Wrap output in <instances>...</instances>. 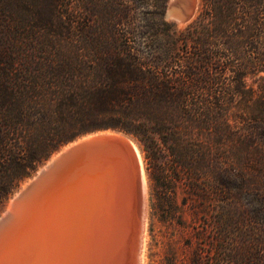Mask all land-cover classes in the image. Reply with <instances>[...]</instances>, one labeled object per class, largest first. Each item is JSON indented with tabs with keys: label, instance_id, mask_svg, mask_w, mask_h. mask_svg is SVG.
<instances>
[{
	"label": "trees",
	"instance_id": "16d2710c",
	"mask_svg": "<svg viewBox=\"0 0 264 264\" xmlns=\"http://www.w3.org/2000/svg\"><path fill=\"white\" fill-rule=\"evenodd\" d=\"M168 1L0 0V210L62 145L120 131L150 232L172 226L149 264H264V0H200L179 31Z\"/></svg>",
	"mask_w": 264,
	"mask_h": 264
},
{
	"label": "bare ground",
	"instance_id": "6f19581e",
	"mask_svg": "<svg viewBox=\"0 0 264 264\" xmlns=\"http://www.w3.org/2000/svg\"><path fill=\"white\" fill-rule=\"evenodd\" d=\"M98 139L107 151L52 168L68 149ZM147 191L135 141L110 130L84 135L40 167L0 216V264H116L123 239L142 264Z\"/></svg>",
	"mask_w": 264,
	"mask_h": 264
},
{
	"label": "rangeland",
	"instance_id": "374dc122",
	"mask_svg": "<svg viewBox=\"0 0 264 264\" xmlns=\"http://www.w3.org/2000/svg\"><path fill=\"white\" fill-rule=\"evenodd\" d=\"M199 1L200 0H169L168 5H167V9L165 12V19L168 22L172 23L174 25V28L177 31L182 30V28L194 17V15L198 9ZM170 10H173V11H170ZM168 12H169V15H168ZM178 16H179V18H177ZM181 55H182V53H181ZM181 71H182V63H174L172 66H169V67L163 69L162 74H181ZM261 75H264V72H262ZM248 82H252L251 78L248 79ZM111 131L118 132L120 134H123V135L131 138L133 141H135L138 144V146L140 148L138 141L135 138H133L132 136H130L126 133L120 132V131H115V130H111ZM78 138H80V137H78ZM78 138H76V139H78ZM73 141H75V140H73ZM70 142H68V143H70ZM68 143H66V144L62 145L60 148H58L55 152H53L50 155V157L47 160L42 162V164H40L30 176L24 178L23 180H21L19 182L18 186L12 191V193L6 199L4 205L1 207L0 216L3 213H5L10 201L20 191L21 187L25 183H27L29 180H31L35 176V174L37 173L38 169L40 167H42L43 165H45V163L48 160H50L54 154L59 152L61 150V148H63ZM140 150H141V148H140ZM141 152H142V150H141ZM142 155H143V152H142ZM143 162H144V168H145V172H146V181H147V190H148L147 191V205H148L147 206V213H148V216H147V222H146L147 233H146L145 243H144V252H143L144 254H143L142 264H149L150 262L157 260L159 258V254H161L163 252L164 242H167V240H169V233L172 230V228H171L172 226H171V224L170 225L168 224L169 228H166L160 222L153 220V223H154L153 224V232H150V223H152V218L150 217L149 177H148V171L146 170V162L144 160V157H143ZM126 240H127V238H126ZM122 242H123V243H121L122 246H119V248H117V250H116V264H133L135 257H136L134 254V251L132 250L130 244L128 243V240L124 241V239H123ZM124 251H126V252H124ZM150 253H155V254L153 257H150L149 256ZM127 254H128V257H127Z\"/></svg>",
	"mask_w": 264,
	"mask_h": 264
},
{
	"label": "water",
	"instance_id": "95a60500",
	"mask_svg": "<svg viewBox=\"0 0 264 264\" xmlns=\"http://www.w3.org/2000/svg\"><path fill=\"white\" fill-rule=\"evenodd\" d=\"M168 15H169V12H168ZM89 134H92V133H89ZM110 138H114V137L111 136ZM111 140L113 141L115 139H111ZM121 145L124 146L125 148L127 147L123 144H121ZM113 147H115V146H113ZM128 150H129V148H128ZM105 151H107V146H105L102 142H100L99 139L94 140L92 142L81 143V144H78V145L73 146L72 148L68 149L65 154L63 153V155H60L57 162L54 163L52 168L56 167L57 164L69 163L76 158H81V157L86 158L89 155L97 156V155H100L101 153H103ZM131 156H133L132 158H134V160H135L136 156L133 154V152L131 153ZM136 167L137 166L135 165V168ZM136 170H137V172H139L138 168H136Z\"/></svg>",
	"mask_w": 264,
	"mask_h": 264
}]
</instances>
